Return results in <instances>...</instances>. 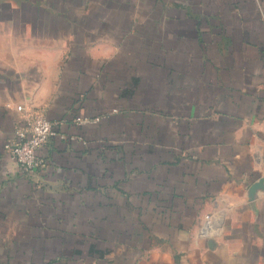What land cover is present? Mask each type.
I'll return each instance as SVG.
<instances>
[{"label":"crops","instance_id":"0c3cea01","mask_svg":"<svg viewBox=\"0 0 264 264\" xmlns=\"http://www.w3.org/2000/svg\"><path fill=\"white\" fill-rule=\"evenodd\" d=\"M0 264H264V0H0Z\"/></svg>","mask_w":264,"mask_h":264},{"label":"built area","instance_id":"2783aa9c","mask_svg":"<svg viewBox=\"0 0 264 264\" xmlns=\"http://www.w3.org/2000/svg\"><path fill=\"white\" fill-rule=\"evenodd\" d=\"M17 111H22L18 107ZM98 120L92 121L96 123ZM89 122L83 120L81 123ZM80 123V122H79ZM55 124L47 121L43 116L36 115L29 123L27 128L18 129L14 138L4 146L5 152L12 158L18 167L25 174H32L45 166V161L37 155L39 149L45 146L51 138L58 137L55 131ZM60 138L62 136H59ZM200 229V234L209 232L208 221Z\"/></svg>","mask_w":264,"mask_h":264}]
</instances>
